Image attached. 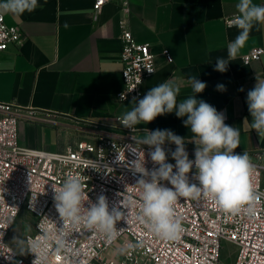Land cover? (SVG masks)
<instances>
[{"label": "crops", "instance_id": "obj_1", "mask_svg": "<svg viewBox=\"0 0 264 264\" xmlns=\"http://www.w3.org/2000/svg\"><path fill=\"white\" fill-rule=\"evenodd\" d=\"M38 3L31 13L4 14L7 23L20 26L22 41L0 51V101L37 111L33 119L19 122L21 145L62 150L71 144L67 143L70 137H79L76 119L113 124L131 109L133 100L116 99L123 87L119 51L125 24L136 40L149 42L155 55V71L143 81L140 99L152 87L171 80L180 87L177 99L182 101L194 95L188 78L197 76L207 87L196 98L223 110L225 124L240 131L234 153L246 151L252 164L264 167V153L258 156L264 151V139L251 128L247 104L256 77L264 79V54L247 64L241 58L252 47L264 46V27L252 30L227 71L215 70L216 58L228 57L227 45L238 35V29L225 21L237 14L238 0H129L127 6L109 1L97 11L93 0ZM163 48L169 50L172 61L166 59ZM218 84L226 90L218 91ZM184 119L175 112L158 116L137 125L133 137L142 138L145 128L171 130L185 138V150L193 154L196 145ZM50 127L57 128L55 136L50 135ZM163 147L173 159L176 145L166 142Z\"/></svg>", "mask_w": 264, "mask_h": 264}, {"label": "built area", "instance_id": "obj_2", "mask_svg": "<svg viewBox=\"0 0 264 264\" xmlns=\"http://www.w3.org/2000/svg\"><path fill=\"white\" fill-rule=\"evenodd\" d=\"M109 1H117L123 6L129 3V0H93L95 10ZM233 16L225 19L226 24ZM21 41L20 26L7 23L4 14L0 15V51ZM120 42L123 87L117 92L116 99L122 102L135 98L138 101L143 81L155 71V55L149 42L136 40L125 24ZM162 53L172 61L167 48H163ZM262 54L264 46H254L241 58L247 64L258 60ZM149 69L153 72L150 73ZM217 111L224 114L223 110ZM36 115L37 111L32 108L12 101H0V254H4L0 255V264H33L36 259L31 252L21 255L17 252L19 249L7 241L8 232L22 211L34 217L33 228L23 239L25 247L27 242L43 243L46 234H58L63 221L55 208L53 186L60 187L68 176L82 181L91 202L95 203L100 195H104L110 209L119 205L122 199L139 201L136 183L140 174L130 167L131 161L137 159V143L133 138L138 131L137 126L134 132L125 128L118 121L120 116L113 124L89 118L76 119L74 127L79 130V137L64 149L23 146L18 140L19 122L22 118L33 119ZM139 150L144 153L145 167L149 171L158 168L148 155L154 149L139 145ZM118 154L122 160L125 159L123 162L117 161ZM188 156L190 160L195 159V153ZM167 162L175 165V160L168 155ZM253 166L252 182L259 192L264 193V167L259 164ZM195 171L193 168L189 178L190 182L198 184L192 180ZM161 183L172 187L166 181ZM121 210L127 214V222H117L120 232L112 242L82 225H66L64 231L71 238L72 251L57 257L54 241H49L47 254L50 264H221L223 241L236 247L232 264H264V197L251 217L245 213L227 214L208 200L181 199L177 213L184 231L175 241L158 238L135 219L138 206ZM138 242L143 246L128 247Z\"/></svg>", "mask_w": 264, "mask_h": 264}, {"label": "clouds", "instance_id": "obj_3", "mask_svg": "<svg viewBox=\"0 0 264 264\" xmlns=\"http://www.w3.org/2000/svg\"><path fill=\"white\" fill-rule=\"evenodd\" d=\"M38 0H0V15H23L31 13L39 7ZM237 14L228 22L229 27L238 29L236 38L227 45L228 57H217L215 70L227 71L229 62L234 60L245 46L254 28L264 27V4H256L253 0H238L235 5ZM67 26V25H66ZM150 73L152 70H148ZM194 95L178 101L180 87L171 80L152 87L142 99H133L129 111L118 117L125 128L136 131V126L148 124L158 116L175 112L178 118L184 119V126L190 129L195 143V159L190 160L185 150V138L174 134L171 130H143L144 135L136 139L137 159L131 161L130 167L140 174L136 186L139 189V201L122 199L119 205L109 208L108 200L100 195L96 202L89 200L82 181L78 177L68 176L60 187L53 186L56 211L63 221V227L58 234L44 236V242H27L16 239L17 248L21 255L26 252L35 254L33 264H50L47 247L49 241H54L55 254L70 253L71 238L64 231L66 225L83 226L89 231L102 234L108 242L115 241L120 229L117 222H127V214L121 209L128 210L138 206L139 212L135 219L141 222L149 232L165 241L178 240L184 231L181 219L177 213V204L183 200H208L220 210L230 215L245 213L254 216L257 205L264 193L259 192L252 182L254 166L249 154H235L234 150L240 145V131L225 124V115L218 112L209 103L198 100L197 93H202L206 83L190 76ZM255 87L247 93V104L251 120V128L256 130L264 139V79L256 77ZM218 91H225L223 84L217 85ZM243 89H241L242 91ZM173 143L175 151L171 152L175 165L167 162V152L163 145ZM139 145H148L154 149L148 153L151 161L158 165L149 171L145 167L143 151ZM125 160V159H124ZM120 155L118 162H123ZM175 168V171L173 170ZM195 168L190 182L189 173ZM168 182L172 187L162 184ZM88 204L86 207L85 204ZM129 244L128 247H142ZM4 255V254H0Z\"/></svg>", "mask_w": 264, "mask_h": 264}, {"label": "rangeland", "instance_id": "obj_4", "mask_svg": "<svg viewBox=\"0 0 264 264\" xmlns=\"http://www.w3.org/2000/svg\"><path fill=\"white\" fill-rule=\"evenodd\" d=\"M48 131L51 136H55L57 128L50 127ZM75 140V137H70L67 143H73ZM54 143L56 144V141H54ZM33 223L34 217L28 214L26 211H22L12 224L7 235V241L17 247V242L14 240L24 239V236L32 230ZM235 251V245H233L231 242L223 241L220 254L221 264H232L235 258Z\"/></svg>", "mask_w": 264, "mask_h": 264}]
</instances>
